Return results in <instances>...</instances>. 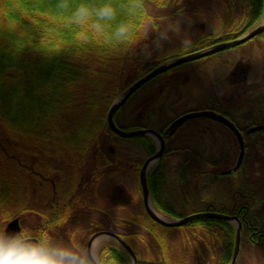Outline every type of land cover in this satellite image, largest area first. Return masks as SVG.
<instances>
[{
    "label": "trees",
    "instance_id": "1",
    "mask_svg": "<svg viewBox=\"0 0 264 264\" xmlns=\"http://www.w3.org/2000/svg\"><path fill=\"white\" fill-rule=\"evenodd\" d=\"M235 1L224 0L223 4L229 7ZM80 2L82 0H72L74 6ZM88 2L100 5L107 0ZM112 2L119 7L124 0ZM241 2L247 8L240 21L229 23V13L226 14L219 30L197 38L186 50L235 39L239 32L252 28L264 18V0ZM58 3L59 0H0V227L6 228L9 222L18 219L22 228L37 232L45 229L44 224H47L45 230H53L55 237L60 231L52 227L69 224L73 208L78 203L85 213L87 205L81 203L77 194L79 190H86L88 183L97 189L100 176L111 168H121L122 158L104 151L103 147L106 136H111V145L119 137L111 131L107 120L113 102L156 66L186 51L165 55L153 51V43L158 39L162 24L173 17L171 10L167 13L166 8H176L183 0H144L143 11L135 17H128L122 11L118 19L131 20L133 24V31L125 38V44L118 43L111 28L99 36L89 34L86 41L78 38L80 29L68 22L70 10L58 9ZM252 41L263 44L264 32L249 42ZM170 84L168 90L181 85L180 81ZM145 86L117 111L115 120L122 129L142 127L141 124L120 125L118 114ZM162 90L159 88L158 94L147 98L149 107L153 100L160 102ZM208 108L224 113L218 104H211ZM155 109L150 107L149 111ZM129 140L148 155L156 150L150 137ZM176 150L188 163L193 161L194 150L187 147ZM249 153L247 149L242 167L229 175L222 174V171L232 167L192 172L198 188L201 190L205 184L202 177L210 171L218 181L237 177L246 169ZM93 162L96 168L90 169ZM249 162L251 169L261 166L258 171L264 176V152H258L255 163L253 160ZM130 164L134 170L139 167L135 162ZM250 167L246 170L247 178ZM99 168L101 173L97 172ZM86 171L89 176L84 179ZM160 173L159 169L158 173L151 175L148 183L152 195H160L163 199L166 194L164 191V195L161 193L164 185ZM181 173L177 182L188 195L190 184L187 176L191 174ZM258 185L260 188L254 189L257 193L252 198L247 192H239L240 196L234 194L231 204L216 203V192L208 199L199 197L198 200L205 203L201 210L195 211L237 215L243 226V237L252 245L264 244V179L258 181ZM133 204L135 210L121 206L122 211L115 215L111 205L108 212L116 226L126 229L135 225L142 230L141 233L121 234L133 248L138 264H185L176 259L175 253L186 251L194 254L196 264L230 263L237 232L232 223L200 219L169 228L154 221L138 198L133 199ZM117 205L115 203L114 208ZM158 206L166 216H184L177 214L163 200ZM178 231H186L179 239L180 243L175 240ZM108 246L118 264H132L121 245L112 242Z\"/></svg>",
    "mask_w": 264,
    "mask_h": 264
},
{
    "label": "rangeland",
    "instance_id": "2",
    "mask_svg": "<svg viewBox=\"0 0 264 264\" xmlns=\"http://www.w3.org/2000/svg\"><path fill=\"white\" fill-rule=\"evenodd\" d=\"M223 2L224 0H183V3L176 8H166L167 13H170L171 10L173 17L166 20L163 19L165 21L159 30L158 39L153 43V51L159 55L182 52V48H185L183 45H189L197 38L206 36L212 30H219V26L224 23V16L228 13L230 20H227L229 23L240 21L246 12L247 6L243 5L241 0H236L235 4L232 3L229 7H226ZM180 7L181 9H179ZM157 11L158 9L156 8L155 12ZM263 20L264 18L261 21ZM160 22L162 23V21ZM239 63L243 67H248L249 64L252 65V71L246 79L248 86L257 82L264 83V43L248 42L242 46L220 52L201 59L199 62L182 67V69H185L183 74H186L187 77L182 76L180 80L181 85L178 84L177 87H171V90L167 89V82H161L160 84L153 81L151 84L145 86V88L133 96L131 101L118 114L120 125L130 127L141 124V126H146L149 129L158 130L162 129L167 122L171 119L173 120L175 116L182 112L204 110L211 106V104L216 105L217 102L230 105H233V102L239 103L238 94L240 88L229 81L231 70L235 69ZM159 88L163 89L160 95V102L153 100L150 107H155L156 109L155 111H149L150 107L146 103L148 102L147 98L158 94ZM255 94L257 95L258 93ZM257 96L263 97L264 93L262 92ZM246 103H249L248 100H245ZM233 110L234 118L245 116V113H248V110L244 111L243 108ZM110 139L111 136H106V143L103 146L104 151L112 152L111 148L114 149L111 155L116 154L120 156L122 160H126V163L128 161L134 163L137 159L139 162L145 160L144 158H140L142 156L141 150L136 148L130 140L118 137L117 139L115 138V144L111 145ZM169 144H175L176 149L187 147L195 152L193 161L190 160L191 163L190 165L188 164V167H182L181 169L165 168L166 177L161 179L166 189L164 191L165 197L168 199L164 197L163 201L168 206L174 208L177 214L185 216L192 214L196 209L201 210L205 202L198 200L199 197L208 199L209 195L215 192L217 193L215 200L219 205H222V202L231 204L235 196L234 194L238 195L239 192H247L251 194L252 198L257 193L254 189L258 190L260 188L258 181L264 179L263 174H260L258 171V168L261 169V166L251 169V165L248 163L252 159L254 162V158L258 154L257 150H252L245 165L246 169L239 173L237 177L218 181L215 177L211 176L213 171H210L202 177L206 185L203 184L201 190L198 188V181L194 177L195 175H192V172L219 167L227 168L233 161L235 162L236 157L239 155L238 142L233 132L220 122L208 118L190 120L178 134L169 140ZM126 153H129L130 156H126ZM130 163L125 167H129L128 173H125L122 166L121 168L114 167L100 179L101 187L99 191L103 199L102 203L108 210L110 209L108 206L111 204L115 215L122 211L120 208H114L115 203H113L117 198L119 189L127 191L132 199H134L135 195L138 197L137 186L139 181L133 173V169L130 168L132 166ZM248 167L251 170L250 176L247 178L246 170ZM89 168H96L95 162ZM85 169L88 170V167H85ZM172 171H177L176 175L175 173L171 174ZM97 172L101 173L102 171L99 168ZM181 172L187 173V175L191 174L187 176L190 184L188 195L181 188V183L177 182ZM88 176L89 173L86 171L84 179H87ZM213 184L214 186L211 189V185ZM198 189L200 190V194L198 193ZM161 193L163 194V189ZM77 194L81 197V203L85 204V206L98 202V192L94 186L92 187V183H88L86 190L82 191L80 189ZM129 205L130 203L126 204V207ZM81 208L80 203L73 208V218L69 222V226L65 227L69 229L65 231L66 234L63 239H61L60 233L56 237L53 234L56 240L68 243L72 236L76 235L75 233L83 234L84 231L82 229L86 228L92 221H98L99 219V225H103L105 229H109L115 233L142 232L136 226L126 229L121 227L116 228L112 220L103 218L104 216L99 217L97 214L96 217L98 219H91L92 217L90 216L89 218L87 213L81 211ZM128 208L135 210L133 205H130ZM83 225L85 226L83 227ZM76 229H79V232ZM176 234L178 237L175 240L178 241L186 234V231H178ZM144 235L149 238L146 233ZM99 240H104L108 243L111 241L107 236H102ZM79 241L81 243L80 239ZM180 242L179 240L178 243ZM213 251L215 252V248H213ZM175 257L179 261L185 262V264H196L193 253L188 254L186 251L179 254L176 252ZM236 264H264V244L259 242L252 245L243 237L241 252Z\"/></svg>",
    "mask_w": 264,
    "mask_h": 264
},
{
    "label": "clouds",
    "instance_id": "3",
    "mask_svg": "<svg viewBox=\"0 0 264 264\" xmlns=\"http://www.w3.org/2000/svg\"><path fill=\"white\" fill-rule=\"evenodd\" d=\"M60 10H70L68 22L80 31L77 37L86 41L89 34L102 35L109 28L112 36L120 44L126 43V37L133 31L131 20H120L121 12L135 17L144 9V0H124L119 7L112 2L93 5L88 0L76 4L72 0H59ZM0 264H118L110 253L108 242L93 241L91 245H82L79 240L68 243L58 241L53 230L41 229L34 232L22 228L19 233L8 234L0 227Z\"/></svg>",
    "mask_w": 264,
    "mask_h": 264
},
{
    "label": "flooded vegetation",
    "instance_id": "4",
    "mask_svg": "<svg viewBox=\"0 0 264 264\" xmlns=\"http://www.w3.org/2000/svg\"><path fill=\"white\" fill-rule=\"evenodd\" d=\"M247 32H248V30L244 29L243 31L239 32V34H237V35L239 37L240 35L247 33ZM193 42H191V43H193ZM183 46L185 48H182V50H186L188 47V45L187 46L183 45ZM201 49H203V48H194L191 50H186L185 53H183V55L194 53V52H197ZM183 55H179V56H183ZM199 61H200V59L186 63V64L179 65V66L173 68L172 70H170L169 72H167L163 75L161 74L160 76L155 78L154 82L160 83V84H161V82H165V83L167 82L168 85H171L170 83H172V84L178 83V81H180L182 76L187 77L186 74H183L185 69L184 68L182 69V67H186L191 63L199 62ZM251 71H252V65L251 64H249L248 67H243V65L241 63H239L235 67V69L231 70V73L229 75V81L233 85L240 88L239 94H238L239 103L233 102V105H230V104H224V103L221 104V103L217 102V104L219 107H221V109L224 110L223 111L224 113H221V114L224 115L231 122H233V124L237 127L239 132L242 134L244 141H245V144H246L245 146H247L248 151L251 152L252 150H255V151L257 150L258 152H263L264 151V96L260 97L257 95L261 94L262 92L264 93V83L257 82V83H253L251 86H248L246 79H247L248 75H250ZM188 73H190V72L188 71ZM255 93H258V94L256 95ZM245 100H248L249 103L245 104ZM236 104H237V106H236ZM239 108H243L244 111L248 110V113L247 114L245 113V116L234 118V110L233 109H239ZM188 112H190V111H188ZM188 112L180 113L172 121H170L168 124H166L163 129H160L159 132L165 135V131L167 130V128L170 127L172 123H174L176 120H178L179 118H181L183 115H185ZM185 124H186V122H185ZM181 128H182V126L178 129V131ZM173 136H171L170 138H172ZM165 137H169V136L165 135ZM170 138H168L166 141V148H165V152L163 154L164 155L163 159L160 160L159 162H157L153 166L148 165L149 166L148 175H147L148 181H149L151 175L159 172V169L161 170L160 177H161V179H164L166 177L165 168H170V169H172V168L178 169L179 168V169H181L182 167L185 168V167H188L190 165L191 161H189V163H188L186 160H182V155L177 152L175 145H173V147H171V148H168L169 147L168 140ZM247 143H248V145H247ZM138 148L142 152L141 153L142 156H140V158H142V159L144 158L145 160L142 162H139L138 159L135 160L134 162L137 165H139V167L136 170H134L133 166H130V168L133 169V173L135 174L138 181H140L141 172L144 168L146 161L151 156H153L154 154L148 155L147 152L145 150H143L141 147H138ZM113 150L114 149L111 148L112 152H113ZM126 156H130L129 153H126ZM249 163L251 164L252 162H249ZM121 164H122L121 166L124 168L125 173H128L129 167L128 168H125V167L127 166V164H129V162L126 163V160L124 159V160H122ZM234 165H235V163H234ZM174 173L176 175L177 171H172L171 174H174ZM180 174H183V173H180ZM102 177L103 176H100L99 180H98V184H99V186L97 188L98 202L86 206L85 213L88 214L89 218H90V216L93 218L97 214L99 217L104 216L103 218H109L110 219V214L108 212V208L103 205V203H102L103 199H102V197L100 195V191H99V189L101 187L100 179ZM139 189H140V187H139ZM165 190L166 189H165V185H164L163 191H165ZM139 195H140V199L142 200V203H143L144 198H143V194H142L141 189H140ZM151 197H152L151 200H152V203H153L155 210L159 211L160 209L158 208L159 207L158 205L161 203V201L163 199L160 198L161 197L160 195L154 197L152 195V192H151ZM115 201L117 203H121L124 206H126V204H128V203H130V205H132L131 197L127 194L126 191L121 190V189L118 190V196H117ZM145 211H146V209H145ZM66 226H69V224H64L62 226L56 225L52 228H55L57 231H60L61 239H63L64 235L66 234L65 231L69 229V228H65ZM84 226L85 225H83V227ZM98 226H99V228H98ZM44 228L45 229L48 228L47 224H44ZM82 230L84 231V233L83 234L75 233L76 235L72 236V240H73V242H76L80 239L82 245L89 246L92 244V243L90 244V240H91L92 236L97 232L104 231V227H103V225H98V223H96L95 221H92L91 224H89L88 226H86V228H84ZM76 231L79 232V229H76Z\"/></svg>",
    "mask_w": 264,
    "mask_h": 264
},
{
    "label": "water",
    "instance_id": "5",
    "mask_svg": "<svg viewBox=\"0 0 264 264\" xmlns=\"http://www.w3.org/2000/svg\"><path fill=\"white\" fill-rule=\"evenodd\" d=\"M264 32V21L257 26L256 28L252 29L248 33L244 34L243 36L231 40V41H226V42H221L218 43L212 47L206 48L204 50H201L199 52L186 55L180 58H177L176 60H173L171 62L162 64L155 69H153L151 72H149L147 75L136 81L134 84H132L119 98H117L113 104L111 105L108 114H107V120H108V125L110 129L117 134L120 137L124 138H132V137H139V136H149V137H157L159 142H160V148L158 152L148 159L144 165V168L141 172V186L143 189V194H144V203L147 209L148 214L152 219H154L156 222L159 224L169 227V228H175V227H181L184 226L190 222L200 220V219H218V220H223V221H229L234 223L237 226V233H236V239H235V246H234V252L232 255V259L229 264H236L237 259L240 254L241 250V242H242V224L238 216H231L227 215L224 213L220 212H212V211H204V212H197L193 213L191 215H188L186 217L182 218H166L161 215L153 208L151 201H150V196H149V188L147 185V171H148V165L152 163L153 161L161 158L163 156L164 150H165V140L163 135H161L159 132L153 129H138L134 131H127L122 128H120L115 120V116L117 111L128 101V99L144 84L149 82L151 79L156 77L157 75L175 67L176 65L192 61L198 58H202L205 56H209L211 54H214L216 52L228 49V48H233L236 46H239L241 44H244L245 42L251 40L252 38L256 37L257 35L261 34ZM199 117H207L215 121H220L227 125L237 136L239 144L241 146V151L240 155L238 158V163L235 166L234 170H237L245 157V143L242 134L239 132V130L236 128V126L225 116L222 114H218L214 111H197V112H191L189 114H186L176 120L172 126L167 130V132L172 135L179 126H181L186 120L192 119V118H199ZM224 173H231V171H226ZM6 231L8 234H16L21 231V225L18 219H14L11 222L8 223L6 226ZM101 235H107L116 240L118 243H120L130 254V257L132 259L133 264H138L136 255L132 248L123 240L119 235L113 233V232H102L99 234H96L95 236L92 237L90 240V244L99 236Z\"/></svg>",
    "mask_w": 264,
    "mask_h": 264
}]
</instances>
